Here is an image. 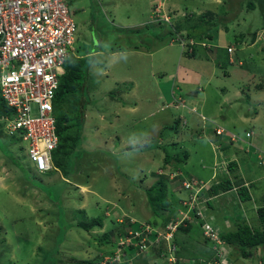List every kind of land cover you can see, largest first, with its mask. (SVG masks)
I'll list each match as a JSON object with an SVG mask.
<instances>
[{"label":"rangeland","instance_id":"rangeland-1","mask_svg":"<svg viewBox=\"0 0 264 264\" xmlns=\"http://www.w3.org/2000/svg\"><path fill=\"white\" fill-rule=\"evenodd\" d=\"M65 1L77 25L78 52L82 55L90 46L99 48L97 61L90 63L88 76L81 81V89L74 92L77 96L69 94L64 101L53 100L54 115L58 124H65L66 117L75 124L71 131L75 135L74 142L67 141L66 157L71 172L68 168V174L58 168L38 171L28 160L21 143L10 139L3 142L0 138V155L2 153L4 155L0 157V166L3 165L7 171V188L4 191L0 188V264H60L65 260L94 258L97 255L96 248L102 247V251H107V248L114 243L112 235L110 234L107 242L98 240L103 234L109 235V228L113 225L110 222L112 216L106 217V214H114L119 207L134 210V214L130 213L134 217H144L141 208L147 206L146 189L156 178L158 164L164 165V161H168L174 168L181 164L182 157L176 159L166 157L164 161L161 158L165 153L176 151L171 147L176 137L181 148L183 146L191 153V159L184 166L185 171L193 167L194 160L200 157V153L196 151L201 148V143L205 144L204 164L212 163L210 147L205 143L209 142L205 131L202 137H193L191 132L185 129L189 126L187 123L189 118L181 113L187 112L183 104H177L182 107L178 110L174 108L152 110L153 107L160 105L157 104V98L162 91L167 96L168 92L171 95L170 86L173 83L170 82L168 88H165L163 83H160L162 80L160 77L171 75L169 78L175 79L174 72L178 69L173 70L176 68V59L180 56V53L176 54V52L179 51V47L184 52L187 46L167 45L168 40L171 43V38L165 33L157 37L156 29L148 23L150 18L154 20V15L152 13L150 16L141 15L142 12L137 7H131L132 3L125 6L119 0L116 2L114 0ZM243 1L221 0L220 9L224 8L225 11L220 10L216 18L219 20L216 31L220 38L218 45L221 51L227 57V45L232 43L235 47L234 52L240 55L241 61L244 60L243 65L235 69L223 59L225 68L218 72L222 76L205 85L204 81L197 80L184 84L181 88L195 89L198 83L204 85L207 92L204 106L211 110L214 107L211 104L212 100H220L223 94L220 89L221 79L223 86L227 85L230 89L232 87L237 89L238 82L242 80L243 99L232 105L222 102L221 111H217L213 119L203 114L200 117L201 107L199 108L198 105L195 114L198 120L202 119L205 128L215 126L212 122L218 118L219 122H216L220 124L219 127H227L241 138L247 139L245 130L250 124L245 122L227 124L228 115L232 112L235 115L241 113L243 117H254V111H257L259 116L257 124L253 125L252 140L260 139L264 142V13L260 8L246 11L244 7H240ZM213 16L211 18L215 19ZM181 22L183 25L190 24L185 20ZM177 24L179 27L180 23ZM164 29L165 26L162 30ZM205 32L206 30H202V33ZM201 34L199 37L202 39ZM162 43L165 47L157 51ZM147 49H150L152 56L148 55ZM160 56L167 62L163 68H161ZM104 70L106 74L103 76L93 75V73L101 74ZM226 71L229 73L228 76L225 74ZM122 76L128 79H120L123 78ZM134 89L135 93L132 92ZM247 90L257 94V97L250 96L253 105L248 103ZM134 94L141 98L137 99L138 110L136 109L135 112L130 109L134 107L132 104L135 100ZM174 101H177L176 98ZM3 103L5 102L0 96V107L4 106ZM164 107L168 106L164 105ZM150 112L153 114L149 115ZM76 115L79 122L73 120ZM173 118L177 119V124ZM196 124L189 127L194 128ZM3 125L4 122L0 120V132H3ZM157 127L162 130L161 133L159 132L160 138L165 135V138L169 136L171 138L160 142L158 136L154 135ZM175 127L178 129V134L174 131ZM151 134L155 137H151ZM146 141L151 142L149 149L136 147ZM128 146H132V149H127ZM192 146L195 148L194 152L191 150ZM217 161L218 158L215 159V163ZM203 166L200 168L201 172H207L206 175H209V168ZM77 168L79 173L75 172ZM241 169L243 171V168ZM76 176L77 182L81 184L84 180H88L86 184L84 183V187L73 186ZM172 176L173 174L170 175ZM166 183L170 188V183ZM172 187L174 190V194L171 195L172 200L174 197L175 201L177 198L185 200L188 198L186 191L175 193L178 189L177 184L173 183ZM123 189L126 195H121ZM253 192L255 203L257 205L264 203L262 197L264 182L257 187V191ZM230 199L231 203H225V206L228 207L229 217L232 218L231 226H234L233 218H240L242 221L256 217L255 209V213L252 209H247L242 214L240 210L244 208L243 204L239 207L241 205L238 201ZM108 205H110L109 209ZM213 206H215L213 203L211 208L205 206L207 220L218 225L223 233L226 227L223 226L222 216H225L226 212L217 211L216 208H212ZM233 206L238 207L239 210H233ZM245 206L250 207L252 203L246 202ZM82 209L85 210L83 215L79 213ZM147 211L149 212V209ZM96 216H103V225L92 228L90 232L71 225L79 219L88 223L90 218ZM217 222H222L223 225ZM250 222L253 226L258 225L259 219L257 220L256 217ZM230 249L231 258L240 257L238 250L232 247ZM257 252L258 256L264 252V246L253 250L254 257H248L251 260H247L245 264H257L259 260L255 254ZM241 259L242 257L238 264H242Z\"/></svg>","mask_w":264,"mask_h":264},{"label":"built area","instance_id":"built-area-1","mask_svg":"<svg viewBox=\"0 0 264 264\" xmlns=\"http://www.w3.org/2000/svg\"><path fill=\"white\" fill-rule=\"evenodd\" d=\"M161 7L158 2L154 14L170 22L176 14L161 16ZM177 39L186 44L182 37ZM76 40L77 25L65 0H0V95L13 110L0 120L8 136L20 139L28 160L38 171L54 167L52 152L58 145V135L53 99L65 60L76 55ZM187 43L192 45L194 41L188 38ZM233 50V46L227 47L228 52ZM230 60L235 61L232 57ZM254 153L257 163L263 165L264 152L256 149ZM203 186L201 181H182L181 188L189 191V199L182 202L164 229L128 216L127 234L117 237L112 253L100 255L99 264L120 262L131 252L132 258L142 257L150 249L161 248L163 242L165 250L159 264H184L176 253L175 234L179 226L199 222L213 251L211 264H231L220 229L207 220L206 203L199 200Z\"/></svg>","mask_w":264,"mask_h":264},{"label":"crops","instance_id":"crops-1","mask_svg":"<svg viewBox=\"0 0 264 264\" xmlns=\"http://www.w3.org/2000/svg\"><path fill=\"white\" fill-rule=\"evenodd\" d=\"M114 1L116 2V0H114ZM119 1H122L123 5H125V6L131 5V3H132L131 7L132 8L137 7L142 12L141 15H146V14L148 15L149 14V16H150L152 13V15H154V20L152 18H150L148 23L151 24L152 26H154V28L156 29L157 37L158 36L161 37L165 33L168 36V38H171V40H172L171 43L168 40L167 45H171V47L174 46L175 44L180 45L178 40H176L175 34L181 33V32L187 33L189 38L193 39V41L195 42L194 46H188L187 45V49L184 52H183L182 48H180V47H179V51L176 52V54L180 53V56H179V58L176 59V68L173 70V71H175L178 69L177 72H174L175 79L169 78L171 75L170 76H164L163 75V77H160V79H162L160 81V83H163L165 88H168L170 82L173 83L170 86L171 95L168 92V96H167L162 91L160 96H158V98H157V104L159 105V103H160V105L158 107H153L152 110H154V111L157 109L167 110L168 108H174L175 110H178L182 107L177 105V104H183L187 108V112H186L187 114L185 112H181V113L184 114L186 117L188 116V118H189V119H187L188 122L186 121L188 123V125L192 126V125L196 124V122H199L198 124H196V127L191 128V127L187 126V127H185V129L190 131L191 132L190 134L193 137H202L204 135V131H205V136L209 139V142H205V143H207V146L210 147L211 156H212V161H211L212 163L210 165L204 164V157L206 155V152L203 151V147L205 144L201 143L202 144L200 146L201 148L196 151V153H200V157L197 160L196 159L194 160L193 167L187 169V172H186V173H188L187 176H193V177L203 179L206 181H222L223 177H226L230 174L229 168L227 169L229 161L235 160L238 162V164H240V166L242 164L241 168H243V171L240 168V172H242L245 175V180H246L245 184L248 185V183H249L248 190H249V194L251 195V198L249 199V201L248 200L247 201H240L238 198V193L236 192L235 189L230 190V191H226V192L219 191L216 195H214L213 193H208L207 191H204L203 196L207 199V204H208L209 208H211V204L213 203V205H215V206H213L212 208H216L217 211L224 210L226 212V214H229L228 207L225 206V203H231L232 200L230 198H233L235 201H238V203L240 205L243 204L244 208L242 210H240V212L242 214L245 213V211H247V209H252L253 212L255 209V211H256L257 207L260 206L261 204L257 205L255 203L256 200H255V197L252 196V193H254L253 191H257V186H259V183H262L264 181V178H263V176H264V170L263 169L264 168L258 166L254 161V149L255 148H261L264 150V142H262L260 139H258L256 141L252 140L253 134H254V126L253 125L257 124L259 113L257 111L256 112L254 111V113H255L254 117H248V116L243 117L241 113L235 115L230 110L231 113L228 115V119L226 121L227 124H234L236 122H241V123L245 122V123L250 124V126L246 130L250 131L251 135L249 137H246L247 139L242 138V140H240V139L231 140L230 134H234V135H237V134L230 131L231 129H228L227 127H225L227 129L224 128L223 134L217 135L214 130L216 128H219V126H220V124L217 123V122H219L218 118H216L214 120V122L210 121V122L214 123L215 126L205 128V126L203 125L204 122H202V119H201V121L198 120V118L195 114V112L197 111L196 107L198 105L199 108L201 107V110H199V116L200 117H201V114H203L207 118L213 119L217 115L216 112L221 111L222 102H224L225 104L232 105L235 102H238L240 99H243L241 85L244 82L242 80L240 82H238L239 86L237 87V89L234 87H232V89H230L229 87H227V85L223 86V82L221 79L220 89L223 92V94H221V99L220 100L216 99V101L212 100L211 104H213L214 107L211 110H208L207 106L206 105L204 106L207 92L205 91L203 86L205 84H207V82L213 81L214 79L218 78L221 75L218 72H219V70H222L223 68H225V66L223 65V59H224V61H228V63L230 62V57H232V59H235V60L238 59V61L241 62L239 66L243 65L244 60L241 61L240 55L235 53L234 50L231 53L228 52L227 48H226V51L228 52L227 57L224 55V52L221 51V48L218 45L220 38H218V36H217L216 27H215V31H214L215 34L211 38H209V37H206L204 33H202V30L205 27L195 28L192 26L183 25L182 22L179 24L180 26L177 27L178 24H176L178 22L177 20L180 18L179 17L180 15H178V14L183 13V12L186 13V11L189 14H193V15L201 14L202 12H205L206 10H210V11H214V12L218 13L219 10H217V9L219 8V2L221 0H119ZM158 2L162 5L161 9H159V13H158L159 15L164 16L166 14H169L170 12L177 14V15L171 17L170 22L158 19L156 17V15L154 14L153 9H154L155 4L157 5ZM113 8H114V6H113ZM172 19H173V21H172ZM156 21H158V22H156ZM138 24L143 25L144 23H138ZM163 26H165L164 30H162ZM175 27L177 28V30H175ZM199 34L202 35V39L199 37ZM172 37H174V38H172ZM229 46H233V44L230 43L227 45V47H229ZM164 47H165V45L162 43L158 47L157 51H160ZM147 50H148L147 51L148 55L152 56L153 54L151 53V51H149L150 49H147ZM188 50H189V52H188ZM83 52L84 53H82V55H85V54L88 55L89 53L92 54L93 60H92L91 64H93L95 61H97V53L99 52L98 47H97V50H95L94 52H89L88 50L83 51ZM160 57H161L160 63L162 66L161 68H163V66H165V64L167 62L165 61V59L162 56H160ZM231 65L234 66L233 64H231ZM239 66H234V68L238 69L236 67H239ZM105 71L106 70H104L103 73H101V74L93 73V75L94 76H100V75L103 76L106 74V73H104ZM163 71H164V69H163ZM164 74H166V73H164ZM122 77L123 78H120V79L127 78L124 76H122ZM197 80L198 81L199 80L204 81V85H201L200 83H198L195 85L196 86L195 89L181 88L182 85L187 84V83H192V82L197 81ZM129 81H131V80H129ZM114 82H117V81H114ZM132 92L135 93V89ZM247 92L249 93V96H248L249 102L248 103L249 104L252 103L251 105H253L254 102L252 100H250L251 99L250 96L253 95L254 97H257V94H254L250 90H247ZM261 92H262V90H261ZM134 95H135V98H134L135 100H133V102H132V104H134V107H131L130 109H131V111L135 112L138 110L136 107L137 99H141V98L139 96L137 97L136 94H134ZM262 95H263V93H262ZM172 97H173V99H172ZM175 98L178 99V101H174ZM153 100H154V98H153ZM153 104H154V101H153ZM162 105H163V107H162ZM164 105L168 106V107L165 108ZM154 106H155V104H154ZM188 106L191 107V109ZM248 107H250V105H248ZM195 109H196V111H195ZM203 110H205V111H203ZM153 112H150L149 115L153 114ZM205 112H207V113H205ZM182 114H180V115H182ZM246 114H249V113H246ZM173 119H175V118H173ZM175 120H177V119H175ZM201 130L203 131V134H201ZM2 131L3 132H0V138L2 139L3 142H6L8 139L14 141L9 136L5 135L3 127H2ZM161 131L162 130L157 127V130L154 132V135L158 136V139L160 140V142L162 140L164 141V140L171 138V136H169L168 138H165L166 135L164 137L160 138L159 132L161 133ZM174 131L177 132L178 129H176V130L174 129ZM177 134H178V132H177ZM151 137H155V136H153V134H151ZM156 140H157V138H156ZM176 141L179 142L178 137H176ZM173 142H175V141H173ZM221 142H224V143H221ZM229 142H230V144H229ZM191 150L194 152L195 148L192 146ZM190 154L191 153H189V151H186L184 153V157H185L184 166L191 159ZM186 155H188V157H186ZM213 156H214V159H213ZM0 157H4L3 153L0 155ZM216 158H218V161L215 163ZM214 164L220 165L218 170H217L215 179H214L215 169L213 168ZM203 165H205L206 167L209 168V171H210L209 175H206L207 172H203V171L201 172L200 168L204 167ZM160 166H161V164H158L157 170L160 168ZM169 167L172 168L171 165H169ZM0 169H1V171H0V188L2 191H4L7 188V183H6L7 171L3 165L0 166ZM246 175H247V177H246ZM63 178L65 180H68L64 176H63ZM77 181L78 180H77V176H76V179L74 180V183H73L74 187L78 188L77 185H79L81 187L85 186L84 183L81 184ZM250 181L254 182L257 186L250 187ZM220 192H222V193H220ZM121 195H126V193L124 192V189L121 191ZM228 197H230V198H228ZM172 201L174 202L173 208H174V213H175L177 208L179 207V206H176V205H178V198L175 201V197H174V199ZM246 202H251L252 206L246 207L245 206ZM146 204H147V202H146ZM115 206H117V205L115 204ZM146 207L141 208L143 210V214H144L143 218L142 217H136V216L134 217L132 215L131 216L134 218H137V219H144L147 221H153L157 225L158 228L163 227L162 223H164V219H162L161 217L153 216L148 205ZM239 207H242V205ZM232 208H233V210L234 209L239 210V208L235 207V206H233ZM118 209H120V208L118 207ZM148 209H149V212L147 211ZM121 210L124 213L126 212L129 215H130V213L131 214L135 213L134 210H129L126 208L125 209L122 208V209H120V211ZM255 214L257 217V213H255ZM222 217H223L224 225L222 222H217V223L218 224L221 223L223 226L226 227V228L224 227L225 228L224 231L231 230V228L233 227V226H231V217H228V216H222ZM255 218H252L251 220H254ZM251 220L244 219V221H246L249 224L251 223L250 222ZM257 220H258V217H257ZM215 226L219 227L218 225H215ZM219 229H220V227H219ZM221 230L222 229H220V231ZM90 231L91 230H89V232ZM70 234H73V233H70ZM176 241H177V245H178L179 256L187 259V262H188V259H193V260H195L196 264H211L212 263L213 253L210 249V244L202 236L201 228L198 227L197 224L191 225L185 231L181 230L180 232H178L176 235ZM112 244H113V246L111 245L109 248H107V251H102V247L96 248L97 255H99L101 253H110L114 249V243H112ZM157 250L158 249L153 248L151 251L148 252V254L146 253V256L143 257L142 259L128 257L125 260V262H127L128 264H159V259L157 257ZM230 251H231V249H229V252H228L229 256H230ZM150 253H153V254H150ZM255 254H256V258L259 259L258 252ZM248 257L253 258L254 256L250 254ZM248 257L242 258L241 263L245 264L246 262H248L247 260L250 261L251 259H249ZM128 261H130V262H128ZM238 261H240V257L236 259V258H231V256H230V263L231 264H238ZM257 264H260L259 260H258Z\"/></svg>","mask_w":264,"mask_h":264},{"label":"trees","instance_id":"trees-1","mask_svg":"<svg viewBox=\"0 0 264 264\" xmlns=\"http://www.w3.org/2000/svg\"><path fill=\"white\" fill-rule=\"evenodd\" d=\"M221 7L222 6L219 5L218 10L225 11L224 8L220 9ZM240 7H244L246 11L256 10V9L259 10L260 8L264 13V0H244L243 3L240 5ZM218 14L219 13L206 10L205 12H202L201 14L193 15V14H189L186 11L185 14L183 15L181 14L179 16L180 18L178 17L179 19L177 18L178 19L177 21L181 23V20H185L186 23H190L187 26H192L195 28L205 27L203 28L204 31L206 30L205 36L211 38L214 34L215 27H218L219 20L216 19L218 18L217 17ZM211 16L215 17V19L211 18ZM175 30H177L176 27H175ZM87 50L89 52H92V51L97 50V47L91 48L90 46L89 48H87ZM75 54L76 55L74 54L70 55L64 62V72L60 76L59 86L54 96V99H56L57 102L59 101V99L64 101L66 96H68L69 94L76 95L74 92L81 89L82 79L88 76V67L93 60L92 54L89 53L88 55L86 54L81 55V53L78 52V49L76 50ZM229 63L233 64L234 66H239L241 62L238 61V59H236L235 61L230 60ZM225 73L229 75L227 71ZM3 105L4 106L0 107V117L3 115H10L13 112V110L9 108L6 103H3ZM74 117L75 119L73 120H78L79 122L78 116L76 115ZM65 119H66V122L63 125H59L56 120V132L58 135V145L56 149L52 152V161H53L54 167L49 169L48 171L58 168L61 170V172L68 174V171H67V168H68L67 160L68 159L66 157L67 149H68L67 144L68 142L71 143V141L74 142L73 139L75 138V135H73L71 131L75 124L71 123L70 120H68V117H66ZM175 123L177 124L178 121L176 120ZM174 129L176 130L177 127H175ZM5 135L8 136L6 133ZM79 135H81V132H79ZM9 137L13 139L14 142L16 143H19L20 141V139H18L17 137H12V136H9ZM221 143H224V142H221ZM127 149H132V146L130 147L128 146ZM259 150L261 152H264V150L261 148H259ZM166 157L172 158V156L167 153H166L165 158ZM237 164L238 162L235 160L230 161L228 163L227 169L229 168V172L231 175L223 177L222 181L218 183H213L211 186V190L207 192L208 193L219 192L222 190L226 192V191L235 189L236 192L238 193V198L240 201L249 200L251 198V195L249 194V190H248L249 183L248 185L245 184L246 182L245 175L242 172H240V168L242 164L241 166L240 164L238 165ZM260 167L264 168V164L260 165ZM78 169L79 168L75 170L76 173H79ZM70 170L71 169H69V172H71ZM86 182H88L87 179L83 181V183L85 184ZM255 186L257 185L254 182L250 181V187H255ZM173 194L174 193L170 192L167 186L166 176L161 175L160 177H158L146 189L147 205L151 213L154 216L157 215V216L162 217L164 220L169 219L172 216V213H174L173 203H172V200L170 199L171 195ZM262 197L264 198V196ZM107 207L109 209L110 205H108ZM79 213L83 215L85 213V210L82 209L79 211ZM256 213L259 219L258 225L256 224L253 226L244 220L240 221V218H233L235 227L233 226L234 227V228L232 227L233 229L231 228V230H228V231L226 230L223 233H221V236L224 238L226 245H228L230 248L232 247L238 250L239 256L242 258L248 257L249 254L253 255L252 254L253 250H257L259 246H264V203L257 207ZM107 216H112L110 217V222H112L113 225L109 228V231H110L109 235L103 234L101 237H98V240H100V242L101 241L107 242L109 241V237L112 235L113 242H114V249H115L117 237L127 234L128 229L125 227L126 225H129V218H128L129 215L124 213L122 210L120 211V209H117L114 212V214H106V217ZM119 216H121L122 218H119ZM225 216L229 217V214H226ZM119 219H121L122 221H120ZM102 221H103V216H96V217L90 218L88 223H85L79 219L75 223L72 222L71 225L82 228L84 229V231L85 230L89 231L94 227H102L103 225ZM187 228H185L184 226L179 227V229L183 231L187 230ZM162 245H165L164 242L162 243ZM162 250H165L164 246H161V249L157 250L158 258H161L163 256ZM101 254H108V253H101ZM101 254L96 255L94 258H88L87 260H84V259L83 260H73V261L65 260L63 262H60V264H99ZM126 259H127V256H124L120 262H113L111 264H128L127 262H125ZM259 263L264 264V252L259 254Z\"/></svg>","mask_w":264,"mask_h":264},{"label":"clouds","instance_id":"clouds-1","mask_svg":"<svg viewBox=\"0 0 264 264\" xmlns=\"http://www.w3.org/2000/svg\"><path fill=\"white\" fill-rule=\"evenodd\" d=\"M176 14V13H175ZM177 15V14H176ZM178 15H181V13H179ZM172 21H173V19H172ZM176 35V40H178L177 39V36H180V37H182L185 41H186V44H184L183 46H194L195 45V42H194V44H192V45H190V44H188L187 43V40H188V38H189V36H188V34L187 33H177V34H175ZM190 39V38H189ZM193 40V39H192ZM178 42H179V40H178ZM180 43V42H179ZM181 44V43H180ZM182 45V44H181ZM76 48H78V46L76 47ZM177 101H178V99H176ZM221 127H219V128H216L214 131H215V133L217 134V135H221V134H223V132H224V128H221V130H222V132L221 133H217L216 132V130H218V129H220ZM246 132H250V131H246ZM245 132V133H246ZM251 133V132H250ZM201 134H203V131L201 130ZM231 135V140H237V139H240V140H242V138L239 136V135H234V134H230ZM245 137H249V136H246L245 135ZM157 142H159V141H157ZM150 141L149 142H147L146 141V143H144V144H142V145H138V146H136V147H140V148H142V149H149L148 148V146L150 145ZM171 147L172 148H174V149H176V151H172V152H168L169 153V155H171L172 156V158H170V159H176L175 157H182V159H181V164H179L176 168H174V167H169V162L168 161H164V158H165V156H166V153L164 154V156L162 155L161 157H162V159H163V161H164V165H162L161 164V166H160V168L158 169V172L156 173V178H155V180L158 178V177H160L161 175H165L166 176V182H168V183H170V188H169V191L170 192H172L173 193V187H172V184L173 183H175V184H177L178 185V189L176 190V192L175 193H178V192H180V191H186V192H188V198H186V200H188L189 199V191L188 190H185V189H183V188H181V183H182V181H184V180H191V181H194V182H202L203 184H204V186H203V188L200 190V192L198 193V196H199V200L200 201H202L204 204L206 203V206H208V204H207V199L203 196V192L204 191H210L211 190V186H212V184L213 183H218V182H220V181H206V180H203V179H199V178H196V177H193V176H187V174L188 173H186L187 172V170L185 171L184 170V162H185V157H184V153L187 151L186 149H184L183 148V146H182V148H181V145H180V142H177V141H175V142H173V144H171ZM256 149H258L259 150V148H255L254 150H256ZM166 150V149H165ZM181 150V151H180ZM167 153V154H168ZM186 157H188V155H186ZM256 159V155H255V153H254V161H255V163L258 165V166H260L261 164H258L257 163V161L255 160ZM230 162V161H229ZM228 162V163H229ZM165 166H166V169H165ZM213 168L215 169V176H214V179L216 178V173H217V170H218V166H217V164H215L214 166H213ZM160 171V172H159ZM171 174H173V176L172 177H170V175ZM145 178H146V175H145ZM213 179V180H214ZM154 180V181H155ZM222 192H223V190H222ZM225 192V191H224ZM211 193H213L214 195H216L218 192H211ZM170 198V197H169ZM171 199V198H170ZM172 200V199H171ZM183 201H185V199L184 198H180V199H178V208H177V210L180 208V207H182V202ZM172 203H174L173 201H172ZM177 210H176V212L175 213H173L172 214V216L168 219V220H164V223H162V226L163 227H161L160 229H164V227H165V225L168 223V221L170 220V219H172V218H174L176 215H177ZM126 213V212H125ZM127 214V213H126ZM129 215V214H128ZM153 215V214H152ZM130 217H132L131 215H129ZM154 216V215H153ZM155 217H160V216H157V215H155ZM134 218V217H133ZM162 218V217H161ZM135 219H137V218H135ZM163 219V218H162ZM137 220H139V221H147V220H144V219H137ZM147 222H150V223H152L153 225H155V226H157L153 221H147ZM195 224H197V226L198 227H200L201 228V224H200V222L199 223H195ZM195 224H188L187 226H184L185 228H187L188 226L190 227L191 225H195ZM182 226V225H181ZM180 227V226H179ZM181 230L178 228V231L176 232V234L175 235H177V233L178 232H180ZM201 233H202V228H201ZM220 234H221V231H220ZM202 236H203V234H202ZM204 237V236H203ZM204 239H206L205 237H204ZM207 240V239H206ZM175 241H176V236H175ZM208 241V240H207ZM176 244H177V241H176ZM210 244V243H209ZM161 246H164V245H161ZM227 248L228 249H230L229 248V246L227 245ZM155 249H158V248H155ZM161 248H159V250H160ZM210 249H211V247H210ZM152 249H150L149 251H151ZM148 251V252H149ZM212 251V250H211ZM212 253H213V251H212ZM146 255V254H145ZM132 256H133V253L132 254H128V256H127V258L128 257H131L132 258ZM177 256L178 257H180L179 256V254H178V245H177ZM141 257H137V259H140ZM181 258V261L180 262H183L184 264H196L195 263V260H193V259H188V262H187V259H185V258H183V257H180ZM159 259V261H160V259L161 258H158Z\"/></svg>","mask_w":264,"mask_h":264}]
</instances>
